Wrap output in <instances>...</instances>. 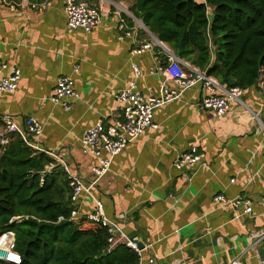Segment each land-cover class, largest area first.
<instances>
[{"label":"crops","instance_id":"obj_1","mask_svg":"<svg viewBox=\"0 0 264 264\" xmlns=\"http://www.w3.org/2000/svg\"><path fill=\"white\" fill-rule=\"evenodd\" d=\"M136 2L93 0L101 22L86 34L67 27L65 0H0L1 60L22 74L16 93L0 91V115L20 124L35 117L43 125L41 137L34 138L39 148L54 153L85 181L94 179V160L83 153L82 137L100 121L113 122L119 107L115 96L135 77L132 65L141 71L136 82L143 94L158 93L164 82L151 70L167 63L166 52L134 17ZM123 17L133 24L125 22L132 36L120 40ZM142 43H152L153 51L133 56ZM62 76L73 79L79 95L70 112L49 100ZM262 89L258 84L244 91V104L232 101L221 118L201 110L202 86L189 89L154 111L157 131H148L115 158L93 193L106 216L147 248L142 264L151 259L154 264H231L236 259L264 264V136L251 114L262 119ZM192 145L204 155L203 165L177 170L174 162ZM218 194L249 199L252 213L246 214L245 206L216 204ZM79 206L81 214L94 208L84 197Z\"/></svg>","mask_w":264,"mask_h":264},{"label":"trees","instance_id":"obj_2","mask_svg":"<svg viewBox=\"0 0 264 264\" xmlns=\"http://www.w3.org/2000/svg\"><path fill=\"white\" fill-rule=\"evenodd\" d=\"M132 13L175 56L225 89L258 85L264 71V0H137ZM4 129L0 121V132ZM7 139V145L0 143V236L15 234L21 264H139L126 245L109 250L102 225L71 219L70 177L56 159L19 134ZM61 216L65 221L58 222Z\"/></svg>","mask_w":264,"mask_h":264},{"label":"built area","instance_id":"obj_3","mask_svg":"<svg viewBox=\"0 0 264 264\" xmlns=\"http://www.w3.org/2000/svg\"><path fill=\"white\" fill-rule=\"evenodd\" d=\"M64 12L66 16L67 27L75 31H83L90 34L100 25L101 11L100 7L93 3V0H65ZM144 29L145 27L142 26ZM122 35L120 40L130 37L131 32L125 21L121 20L119 28ZM156 44L162 47L167 55V63L160 64L151 70V74H159L164 78V82L158 93L150 91L149 94H143L139 89L136 80L141 77V71L136 64L132 65L135 77L129 83L128 87L115 96L119 104L116 116L111 123L104 121L98 122L94 127L88 129L82 137V150L85 155L90 156L94 162L91 165V172L94 179L85 181L78 175L71 173L69 166L63 160L58 162L64 167L70 177V186L72 188L71 201L73 209L71 219L79 221L86 219L89 222L97 223L107 229L109 238V250L120 245H126L132 249L139 257V264H142L143 254L147 248H141L137 242H134L122 230L119 222L108 218L104 212V205L93 193L100 181L111 171L113 162L123 150L132 142L143 137L148 131H157L159 125L154 120V111L178 100L181 95L192 88L202 86L206 95L203 96L200 105L201 110L207 111L214 117L221 118L228 114L230 103L232 101L244 104L242 96L244 90L240 88L225 89L214 77L208 76L198 68L181 60L162 42L156 40ZM154 49L152 43H142L139 47L132 50L133 56H141ZM77 71V68H76ZM9 72L8 75H5ZM21 70L16 66H11L1 60L0 53V91L8 94L16 93L21 81ZM264 91V71L259 83ZM79 99L78 92L75 90V82L71 77L62 76L49 98L54 106H60L64 111L70 112ZM264 107V94L263 103ZM255 121L262 124L264 136V122L260 114L251 111ZM0 121L5 129L0 134V143L5 146L8 144V134H19L23 140L33 149L44 152L39 148L34 138H40L43 133V125L35 118L28 117L20 124L15 121L11 115H0ZM54 159L57 156L49 153ZM204 155L199 146L192 145L188 151L180 155L174 162V167L182 171L183 169H195L203 165ZM261 170L264 173V153L262 156ZM264 185V177H263ZM84 197L93 202L94 208L86 214L80 213V199ZM214 202L218 205L237 209L245 206V213H252V202L243 197L227 198L224 194H218L214 197ZM65 221L63 216L58 218V222ZM264 239V234L261 236ZM18 260V263H16ZM0 261L10 264H21L22 257L16 251V237L13 232H6L0 236ZM151 259L149 264H154ZM231 264H241L240 259H236Z\"/></svg>","mask_w":264,"mask_h":264},{"label":"water","instance_id":"obj_4","mask_svg":"<svg viewBox=\"0 0 264 264\" xmlns=\"http://www.w3.org/2000/svg\"><path fill=\"white\" fill-rule=\"evenodd\" d=\"M139 21V20H138ZM140 23H141V25L142 26H144L145 27V25L143 24V22L142 21H139ZM146 28V27H145ZM147 31H148V29H147ZM153 35V34H152ZM154 37V36H153ZM158 42H160L159 40H158V38L157 37H154ZM142 247V246H141Z\"/></svg>","mask_w":264,"mask_h":264},{"label":"rangeland","instance_id":"obj_5","mask_svg":"<svg viewBox=\"0 0 264 264\" xmlns=\"http://www.w3.org/2000/svg\"><path fill=\"white\" fill-rule=\"evenodd\" d=\"M262 119L264 120V114L262 115ZM260 132H262V134H263V131L261 128H260Z\"/></svg>","mask_w":264,"mask_h":264},{"label":"bare ground","instance_id":"obj_6","mask_svg":"<svg viewBox=\"0 0 264 264\" xmlns=\"http://www.w3.org/2000/svg\"><path fill=\"white\" fill-rule=\"evenodd\" d=\"M16 263H18V260H16Z\"/></svg>","mask_w":264,"mask_h":264}]
</instances>
